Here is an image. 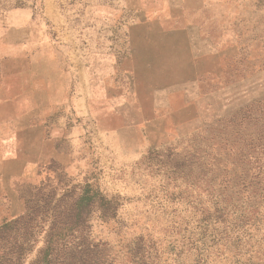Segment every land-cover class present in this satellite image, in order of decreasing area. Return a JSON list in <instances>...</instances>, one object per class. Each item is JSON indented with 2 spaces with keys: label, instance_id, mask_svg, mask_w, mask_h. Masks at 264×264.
<instances>
[{
  "label": "rangeland",
  "instance_id": "1",
  "mask_svg": "<svg viewBox=\"0 0 264 264\" xmlns=\"http://www.w3.org/2000/svg\"><path fill=\"white\" fill-rule=\"evenodd\" d=\"M134 5L67 0L61 9L83 47H105L120 61L127 53L125 16ZM105 6L124 11L108 33L95 16ZM225 7L235 35L226 28L223 58L196 66L178 57L176 81L171 75L128 83L118 71L112 97L98 90L94 103L77 112L70 68L48 64L61 48L42 0H0V85L4 73L49 72L64 76L69 91L40 98L56 101L46 118L63 128L55 138L47 132L35 157L33 144L18 134L44 115L34 109L15 117L0 104V224L43 205L50 191L58 198L87 183L117 197L108 216L94 210L87 220L99 264H264V0H229ZM22 8L32 19L19 25L10 13ZM11 125L17 130L8 131ZM42 218L39 212L28 233V218L16 225V243L29 238L21 249L0 240V264H30L49 225Z\"/></svg>",
  "mask_w": 264,
  "mask_h": 264
},
{
  "label": "crops",
  "instance_id": "2",
  "mask_svg": "<svg viewBox=\"0 0 264 264\" xmlns=\"http://www.w3.org/2000/svg\"><path fill=\"white\" fill-rule=\"evenodd\" d=\"M66 1L42 0V15L56 24L52 34L61 48L57 54L50 52L48 64L52 65V61L58 60L70 68L72 81L69 91L77 112L94 103L98 90L103 92L104 97H112L115 89L113 78L118 71L122 70L126 74L128 83L171 81V75L172 81H176L178 57L196 66L201 65L202 60L223 58L226 41H230L229 37L226 38V28L232 36L235 35L234 29L225 22L228 16L225 5L229 0H134L135 5L125 16L126 57L116 61L112 52L105 47H83L75 30L62 14L61 7ZM108 9L109 6H105V9L95 14L105 25L98 29L101 27L105 33L109 32V25L121 14L124 15L122 10ZM10 14L17 16L19 25L32 19V11L28 8L14 10ZM1 77L4 80L3 85H0L1 105L17 113L15 117L26 112L33 114L36 112H33L34 109L41 111L45 117V121L30 122L24 126L23 131L26 133L22 131L18 134L33 144L29 154L35 157L42 153V141L47 132L55 138L63 128L61 123H57V118L51 124L46 118L48 105L52 103L54 107L56 101L48 104L41 102L40 98L66 97V79L49 72L46 75L33 72L4 73ZM6 129L17 130L15 125Z\"/></svg>",
  "mask_w": 264,
  "mask_h": 264
},
{
  "label": "trees",
  "instance_id": "3",
  "mask_svg": "<svg viewBox=\"0 0 264 264\" xmlns=\"http://www.w3.org/2000/svg\"><path fill=\"white\" fill-rule=\"evenodd\" d=\"M79 189L74 193L66 191L58 198L55 197L56 194L53 191L48 192L43 199V205L36 202L28 206L30 207L28 213L1 223L0 240L12 239V245L21 249L29 242V238L24 237L23 241L16 243L18 239L16 225L19 221L28 218L23 225L24 233H28L29 230H33V222L40 212L43 213L41 220H49V225L44 234L43 245L38 249L30 264H99L98 257L93 254L97 244L92 245L88 241L87 220L94 210H98L101 217L108 216L109 210L113 209L116 204L117 197L108 198L87 183ZM62 233L72 236L73 240L60 238ZM16 259L20 260L19 257Z\"/></svg>",
  "mask_w": 264,
  "mask_h": 264
}]
</instances>
